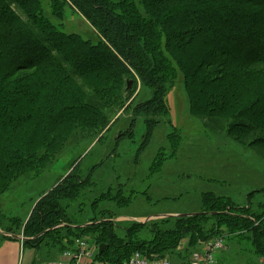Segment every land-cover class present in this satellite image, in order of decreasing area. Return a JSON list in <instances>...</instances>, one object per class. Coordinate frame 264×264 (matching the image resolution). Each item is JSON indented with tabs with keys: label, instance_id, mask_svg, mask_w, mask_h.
<instances>
[{
	"label": "trees",
	"instance_id": "obj_1",
	"mask_svg": "<svg viewBox=\"0 0 264 264\" xmlns=\"http://www.w3.org/2000/svg\"><path fill=\"white\" fill-rule=\"evenodd\" d=\"M54 1L52 12L59 13L60 20H64L66 0ZM69 1L89 17L106 42L95 45L83 38L68 35L59 29L61 26H55L45 17L40 0H0V195L8 190L13 181L38 170L35 164L38 158L47 161L50 167L54 165L61 150L59 137L64 131L72 128L90 130L85 133L93 137L109 125V116L104 111L111 108L121 111L125 108L121 89L114 87L113 91V88L104 85L96 86L98 90L108 91L109 96H113V99L108 96L102 106L105 108L108 103V107L98 109L91 105L94 101L87 91L92 88L95 77L105 76L112 83L111 86L114 85L112 80L115 75L105 68V60L118 62V67L124 72L135 70L142 82L155 90L154 99L135 109V113L148 117L146 143L151 137L152 125L157 122L153 117L167 108L164 102L165 84L174 70L169 65L166 51L173 48L177 53L183 52V56L186 54L184 62L191 79L195 72L218 67L224 73L228 72L232 92L239 86L246 93L251 75L257 72H260L264 84V0H201L192 6H188L189 0H150L145 3L144 14L137 9L135 0ZM181 2L187 4L182 5ZM219 14H222L223 20L219 19ZM202 16H205L203 23H207L206 26L199 24ZM240 16L243 17L242 24H238V19L234 21ZM241 38L246 40V47L238 46L237 39ZM254 38L253 42L251 39ZM184 62L180 61L181 64ZM23 69L36 73L40 71L26 76L27 80L22 83L13 84L12 89L4 84L2 86L3 82L15 76L16 71ZM219 74L222 75L221 72ZM76 77L84 84H77L74 80ZM224 83L221 78L209 80L207 74L203 78V87L195 84L197 89L192 92L194 101L191 112L203 117H227L230 114L228 99H215L221 96ZM251 99L247 108L236 112L237 119L234 120L235 116L232 115L229 126L231 136L251 138L255 133L264 132V87L262 94L254 95ZM125 134L123 132L119 138ZM255 144L264 145V136L261 135ZM89 180L90 176L82 179L72 173L36 206V218L28 224L26 234L30 236L48 229L51 231L34 247L38 248L45 240L54 237L48 245L58 246L54 249L59 250V257L60 252L77 240L91 238L98 245H108L105 253L98 257L110 264H124L136 251L148 257H173L178 254L179 262L183 254L187 258L197 248L200 240L207 241L227 234L224 232L232 234L235 230H250L249 239L256 247L259 258H264V226L259 222L261 214H264V206L258 214L253 213L249 217L227 215L221 218L216 214L199 213L177 218L176 225L164 226L163 229L152 224L153 221L145 224L137 222L125 229L106 220V216L103 220L99 217L94 223L75 228V224H71L66 217L67 209L63 201H74L79 192H86L80 189L86 187ZM108 197V194H104L94 200L92 206L95 212ZM83 199L86 201L84 196ZM218 199L222 198L209 193L204 201L216 210L221 208ZM208 224H211L210 228ZM149 225H152L151 236L146 240L135 239V234ZM17 229V226H12L6 233L13 237L17 235ZM120 231H124V238L118 236ZM92 233L95 236H91ZM184 240L189 242L187 248L177 253ZM41 253L38 250L37 258H43Z\"/></svg>",
	"mask_w": 264,
	"mask_h": 264
},
{
	"label": "rangeland",
	"instance_id": "obj_2",
	"mask_svg": "<svg viewBox=\"0 0 264 264\" xmlns=\"http://www.w3.org/2000/svg\"><path fill=\"white\" fill-rule=\"evenodd\" d=\"M149 1L135 0L137 9L144 14L145 3ZM65 2L64 20H60L59 13L52 12L55 1L40 0L45 17L55 26H61L59 29H63L68 35L83 38L95 45L106 42L83 11L69 0ZM200 2L201 0H189L188 6L197 5ZM223 18L222 14H219V19L223 20ZM240 18L234 21L238 19V24H242L243 17L240 16ZM204 19L205 16H202L199 23L201 26L207 24L203 23ZM216 29L219 30V26ZM243 38L237 39L239 47L245 45L246 40ZM251 40L254 42L255 38ZM162 45L165 46L164 41ZM166 53L174 74L165 84L164 102L167 108L165 112H158L153 117L157 122L152 125L153 131L149 142L146 143L145 139L148 131V117L135 113V109L140 104L154 99L155 90L144 84L135 70L129 68L131 72H124L118 67V62L103 58L106 63L105 68L115 75V81L112 80L114 85L111 86L112 83L105 76L95 77L92 88L87 91L90 99L94 101L91 105L98 109L108 107V103L105 108L102 106L107 102L109 92L97 89V86L104 85V87L113 88V91L114 87L121 89L125 97V108L121 111L117 108L104 111L109 116V125L96 132L93 137L87 134L90 130L87 132L80 128H72L64 131L59 137L62 151L59 150V156L54 165L50 167L47 161L38 158L37 162L35 161L38 170L12 182L8 190L0 195V239L7 234L8 228L17 226V235L13 236V239L17 238L25 248L42 252L43 258L40 260L43 263L40 264L57 260L59 250L55 251L54 247L58 246L48 245L51 239H55L54 237L49 241L45 240L40 247H34L37 241L51 230L48 229L40 234L30 235L35 237H30L26 234V228L36 218L35 209L41 200L72 173L78 174L82 179L90 176L88 185L80 189L86 192L81 194L79 192L80 197L78 195L74 201H63V206L67 209L66 217L71 224H75V228L94 223L93 221L99 217L103 220L105 216L106 220L113 221L125 229L137 222L140 223L139 221L145 222L156 216H169V219L165 217L152 223L163 229L164 226L176 225L177 217L175 216L177 215L206 213L220 215L221 218H226L227 215L249 217L262 210L261 207L264 206V145H257L255 141L261 135L264 136V132L255 133L251 138L250 136L238 138L229 134L232 115L235 116L241 108L242 110L247 108L254 95L262 94L264 84L261 82L260 72L251 75L252 80L247 83L246 93L239 86L232 92L229 87L232 81L230 77H227L228 72L226 74L218 67H207L203 71L195 72L191 79L184 62L186 54L184 53L183 56V52L177 53L173 48ZM182 60L184 64L180 63ZM21 68L25 69V67ZM24 69L16 71L15 76L3 82L2 86L4 84L12 89L15 86L13 84L22 83L27 80L26 76L36 73V71H24ZM207 74L209 80L221 78L222 82H225L221 96L215 99L221 101L228 99L230 114L227 117L226 115L215 118L203 117L191 112L194 101L192 92L197 89L194 85L203 87V78ZM74 80L77 84H84L79 77ZM83 87L86 88V86ZM109 98L113 99V96ZM237 117L236 115L234 120ZM132 125L134 127L131 130ZM123 132L126 134L119 138ZM145 144H147L146 147L140 150ZM42 161H45L47 165L43 166ZM209 193L216 198H222L216 200L221 206L220 209H212L209 203L204 201L205 195ZM104 194L109 195L108 200H104L95 212L92 206L94 200L101 198ZM14 219L19 221L15 222ZM259 222L264 226V214H261ZM149 226L136 232L135 239L149 238L152 225ZM210 226L211 224H208V228ZM224 233L228 234L226 239L228 248L220 253L219 264H259L261 259L256 252V247L249 239L252 231L235 230L232 234ZM124 235V231L118 232L121 238H124ZM91 236L95 235L92 233ZM89 240L95 243L93 239L89 238ZM201 242L205 241L200 240L199 243ZM95 244L98 245L97 242ZM101 245H98L99 252ZM68 248L70 247H67L65 251ZM64 252H60L59 255H63ZM103 254L99 253V255ZM177 255L171 257L175 263H179ZM186 255L189 254L186 253ZM184 259L186 258L183 254L180 260ZM60 260L69 261L64 258Z\"/></svg>",
	"mask_w": 264,
	"mask_h": 264
},
{
	"label": "built area",
	"instance_id": "obj_3",
	"mask_svg": "<svg viewBox=\"0 0 264 264\" xmlns=\"http://www.w3.org/2000/svg\"><path fill=\"white\" fill-rule=\"evenodd\" d=\"M228 235L216 236L201 242L197 248L191 252L188 258L173 262L170 256H151L148 257L139 251L134 252L129 260L124 264H219L220 253L227 250L226 239ZM189 242L184 240L178 247L179 253L183 252ZM99 246L92 243L89 239L77 240L74 246L68 248L62 255V258L69 259L68 262L55 260L47 264H110L99 259ZM259 264H264V258H261Z\"/></svg>",
	"mask_w": 264,
	"mask_h": 264
},
{
	"label": "crops",
	"instance_id": "obj_4",
	"mask_svg": "<svg viewBox=\"0 0 264 264\" xmlns=\"http://www.w3.org/2000/svg\"><path fill=\"white\" fill-rule=\"evenodd\" d=\"M5 237V238H4ZM60 255L57 260H60ZM43 263L37 258V252L31 248H25L16 238L3 235L0 239V264H40Z\"/></svg>",
	"mask_w": 264,
	"mask_h": 264
},
{
	"label": "water",
	"instance_id": "obj_5",
	"mask_svg": "<svg viewBox=\"0 0 264 264\" xmlns=\"http://www.w3.org/2000/svg\"><path fill=\"white\" fill-rule=\"evenodd\" d=\"M130 87H131V83H130ZM196 215H199V214H184V215H177V216H175V217H177V218H184V217H191V216H196ZM165 217H167V218H169V216H156V217H153V218H151L150 220H147V221H145V222H142V221H139L140 223H143V224H145V223H148L149 221H155V220H158V219H163V218H165ZM8 236H10V234H8ZM107 245H101L100 246V254H103V252L107 249Z\"/></svg>",
	"mask_w": 264,
	"mask_h": 264
}]
</instances>
